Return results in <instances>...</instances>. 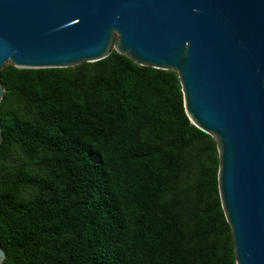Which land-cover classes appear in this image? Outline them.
<instances>
[{
    "label": "trees",
    "instance_id": "16d2710c",
    "mask_svg": "<svg viewBox=\"0 0 264 264\" xmlns=\"http://www.w3.org/2000/svg\"><path fill=\"white\" fill-rule=\"evenodd\" d=\"M0 83L1 264H236L174 70L111 48Z\"/></svg>",
    "mask_w": 264,
    "mask_h": 264
},
{
    "label": "water",
    "instance_id": "95a60500",
    "mask_svg": "<svg viewBox=\"0 0 264 264\" xmlns=\"http://www.w3.org/2000/svg\"><path fill=\"white\" fill-rule=\"evenodd\" d=\"M111 48L176 72L187 117L216 144L235 263L264 264V0H0V66H68Z\"/></svg>",
    "mask_w": 264,
    "mask_h": 264
},
{
    "label": "rangeland",
    "instance_id": "374dc122",
    "mask_svg": "<svg viewBox=\"0 0 264 264\" xmlns=\"http://www.w3.org/2000/svg\"><path fill=\"white\" fill-rule=\"evenodd\" d=\"M6 62H9V61H6Z\"/></svg>",
    "mask_w": 264,
    "mask_h": 264
}]
</instances>
